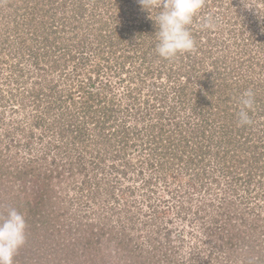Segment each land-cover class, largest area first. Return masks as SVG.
I'll use <instances>...</instances> for the list:
<instances>
[{
  "label": "rangeland",
  "instance_id": "374dc122",
  "mask_svg": "<svg viewBox=\"0 0 264 264\" xmlns=\"http://www.w3.org/2000/svg\"><path fill=\"white\" fill-rule=\"evenodd\" d=\"M149 17L138 0H0L14 264H264V0H206L173 60Z\"/></svg>",
  "mask_w": 264,
  "mask_h": 264
},
{
  "label": "clouds",
  "instance_id": "9594fccd",
  "mask_svg": "<svg viewBox=\"0 0 264 264\" xmlns=\"http://www.w3.org/2000/svg\"><path fill=\"white\" fill-rule=\"evenodd\" d=\"M143 10L150 13L155 21L157 44L155 51L165 60H173L178 55L190 52L195 47L191 26L200 18L206 0H138ZM158 10L155 18L152 11ZM218 18L204 17L200 22L202 30L216 27ZM238 126L252 124L250 112L255 105V94L249 89L239 98ZM27 239L25 216L11 209L0 220V264H14V259Z\"/></svg>",
  "mask_w": 264,
  "mask_h": 264
},
{
  "label": "trees",
  "instance_id": "16d2710c",
  "mask_svg": "<svg viewBox=\"0 0 264 264\" xmlns=\"http://www.w3.org/2000/svg\"><path fill=\"white\" fill-rule=\"evenodd\" d=\"M232 246H233V245H232ZM251 248H252V249L249 250V251H247V253H251L252 251L255 250V247H251ZM263 258H264V256H262V254H260L259 257L257 258V261H258V260L261 261ZM247 259H248V260H247ZM247 259L245 258V262H246V263H247L248 261L250 262L251 260L254 261L255 257L252 256V258H251L250 256H249V257L247 256Z\"/></svg>",
  "mask_w": 264,
  "mask_h": 264
}]
</instances>
